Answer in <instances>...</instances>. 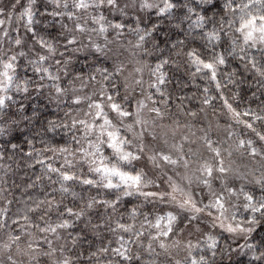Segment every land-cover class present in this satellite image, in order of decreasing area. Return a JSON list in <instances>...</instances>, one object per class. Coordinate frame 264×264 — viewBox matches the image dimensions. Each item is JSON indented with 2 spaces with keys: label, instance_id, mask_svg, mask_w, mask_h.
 I'll return each mask as SVG.
<instances>
[{
  "label": "snow or ice",
  "instance_id": "1",
  "mask_svg": "<svg viewBox=\"0 0 264 264\" xmlns=\"http://www.w3.org/2000/svg\"><path fill=\"white\" fill-rule=\"evenodd\" d=\"M139 7L153 5L140 0ZM128 8L123 0H9L0 6V40L8 46L0 54V137H8L0 161L26 144L25 162L40 165L36 181L43 193L29 195L13 212L2 187L7 181L0 180V264H223L217 256L241 264L233 256L242 252L251 256L247 264L264 261V232L248 242L264 225V0H164L157 10L175 22L176 34L159 44L150 41L154 32L147 27H126ZM14 21L23 22L24 35L20 28L11 35ZM124 31L135 42L111 47L109 36ZM85 47L94 50L86 74L74 64ZM156 49L153 66L144 56ZM181 65L194 68L193 79L209 82L201 105L215 110L214 85L225 115L250 136L217 120L223 139L213 138L209 122L197 138L200 147L185 150L196 142L193 125L164 122L173 99L170 71ZM93 82L97 86L86 91ZM229 85L231 97L224 93ZM176 99L177 111L196 116L184 110V96ZM254 99L257 108L238 110L230 102ZM21 125L23 140L12 135ZM234 153L252 164L237 163ZM225 233L245 242L238 250L221 245ZM90 235L107 244L97 245Z\"/></svg>",
  "mask_w": 264,
  "mask_h": 264
},
{
  "label": "trees",
  "instance_id": "2",
  "mask_svg": "<svg viewBox=\"0 0 264 264\" xmlns=\"http://www.w3.org/2000/svg\"><path fill=\"white\" fill-rule=\"evenodd\" d=\"M39 3V0H38ZM111 18V17H110ZM117 19H119V16H117ZM23 23V22H22ZM22 23H16L14 21L13 26L11 27V30L13 29L12 36L16 35L15 28L20 25V34L24 35V29L22 27ZM30 35V34H29ZM79 62H75V67L78 66ZM155 64V61L153 62V66ZM236 67H239L238 64L234 65ZM166 71H169V68L165 69ZM228 70V69H226ZM194 71V68H191L187 65H181L178 70H175V66H172V70L170 71V83L168 85L169 90L173 92V99L170 101V110L171 115L165 117V123H171L173 118L179 119L181 124L184 123H190L193 125L191 132L195 133V136L192 137L193 140L197 141V143L201 144L202 141L198 140L197 138L200 137V133L202 132L201 129H207L209 122L212 123V131L216 135L217 139H223L225 137V131L224 128L217 129L216 128V122L219 120V123L221 125H227L231 124L233 129L236 132L242 133L244 136H250V130H247L244 128L242 124L237 125L235 121L230 119V114L225 115L227 112L226 108L223 107V100L218 96L214 85H212L210 89V94L213 96H216L217 98L213 101V105L215 107V110L213 107L210 106H203L201 105V97L203 94L204 87L208 86L209 82L202 78L200 75H197L195 79H193L190 75L191 72ZM29 75H31V71L28 72ZM251 77H249L250 79ZM181 81L182 84H178L177 81ZM178 87H182L181 91H176ZM244 89H248V85H243ZM232 86L229 85L227 88L224 89L225 95L231 97V89ZM254 90V89H253ZM86 91H91L90 88L86 89ZM248 95L250 96L251 93L248 92ZM184 96V103L183 108L185 111L191 109L193 111H196V116H188L184 115L182 112L177 111L175 108V104L178 102L176 97ZM41 103H47L45 100H41ZM233 103V106L239 105L238 110H242L246 105H249L252 108H257V105L259 104V100H253L251 102L245 101V104H239V101H230ZM50 108H54V105H49ZM201 107H204L206 111H199ZM27 114H31L30 112V106H29V112ZM62 114V113H61ZM146 116H154V113H146ZM244 119H247V117H243ZM23 125L20 126V130H13L12 135L19 136L21 140H23V137L20 136V131L23 130ZM187 128H181L180 132L188 133ZM8 139V137H0V145L3 144L4 140ZM60 139V136H57V140ZM180 137L177 135V140H179ZM35 146L37 148L42 147V145L37 141L34 142ZM187 145V144H186ZM188 146H191L192 148L196 149L197 146L192 143ZM75 147V145H73ZM225 148L228 147V144L226 143L224 145ZM24 151L23 152H17L16 154L9 155L12 156L11 159H8L7 157L0 161V164L4 165L3 169H0V180H5L7 183L3 184L2 187L4 188L5 195L7 196V199L12 200L13 204L10 206L11 210L14 212L17 208L23 207V204L21 201L26 200L29 195L33 196H41L43 195L40 187L39 181H36V176L42 175V171L40 168V165H35L33 167H28V163L25 162L24 157L27 153V145H23ZM48 155H51V153H48ZM227 155V153H225ZM233 159L236 160L237 163L242 164H249L251 165L252 162L247 157H239L238 154L233 155ZM61 161H55V164L57 167L60 166ZM35 182V187L32 189H26L27 183ZM43 183L45 185V191L51 193V187L49 186V182L47 181V178H43ZM59 185H56L58 187ZM79 190V189H77ZM95 194V192H93ZM57 198H59V194H56ZM72 200L71 197H68L65 200V203H70ZM4 201L0 200V206H3ZM149 207H151L149 205ZM53 220L56 218L55 213H53ZM82 226V225H81ZM261 232H264V225L259 226L256 229V232L253 233V236L256 238L255 240L250 238L249 243H255L256 240L259 239V234ZM225 239L221 240V245H223L224 242H227L228 244H231L232 249H235V247L238 245L235 244V242L228 236V234H224ZM89 239H95L96 244L104 243L107 244V240H101L98 238H94L91 235L89 236ZM234 260H239L241 264H247V261L250 259V256L248 255H240L239 257L233 256ZM225 264H230V261L228 258H225Z\"/></svg>",
  "mask_w": 264,
  "mask_h": 264
},
{
  "label": "clouds",
  "instance_id": "3",
  "mask_svg": "<svg viewBox=\"0 0 264 264\" xmlns=\"http://www.w3.org/2000/svg\"><path fill=\"white\" fill-rule=\"evenodd\" d=\"M9 2V0H0V6H5L7 3ZM34 2H38V0H34ZM123 2L127 3L129 5L128 8V14L123 18L125 20L128 21V25L126 26L127 28H132L133 30L135 29V27L139 26V27H147L148 31L150 32H154V35L152 37H150V41H155L157 44H159L160 40H163L165 38V36H175L176 34V29L174 27L175 22L170 20L168 17L166 16H161L160 13L157 10V6L162 4L164 2V0H150L151 4L153 5V7L148 8H140L139 7V3L140 0H123ZM190 2L194 3V4H202L204 2V0H190ZM216 0H207V3H215ZM209 18H211V13L209 14ZM142 21V23H141ZM119 22V21H118ZM153 25L156 26V28H153ZM95 38V36H94ZM109 40L111 41V47L113 48H117L120 46H127V42L129 40H132L133 43L135 42V37L131 34V32L129 31H124L123 35L121 37H117L115 35V33H113L111 36H109ZM84 44L87 45V40L84 39ZM146 47L149 50L153 49V44L151 42L147 43ZM164 45H160V48H163ZM8 46L2 41L0 40V54H3L5 51H7ZM121 50H123V48L121 47ZM94 50L85 47L84 50L82 51V53L79 54V63L78 66L76 68H80L82 66L85 65H89L91 64V62L93 61V56L91 55V53ZM87 55V59H84V56ZM96 56L100 57V59L102 61H107L108 63H111V57H104L102 54H95ZM160 55V51L159 49H156L154 51H152V55H145L144 56V60L148 63V64H153V62L155 60V57ZM76 61H74L75 64ZM71 71V69H70ZM84 72L85 74L88 72V67H84ZM144 79H145V86H147V81L149 79V70L148 68H145V73H144ZM97 85L93 82L91 84H89V88L92 89L94 87H96ZM182 213H178V215H181ZM193 239H195V237H193ZM228 244L227 242H224L223 245ZM247 251V250H245ZM241 254H244L243 252ZM257 255L259 256V252L257 253ZM180 256L183 257L184 253L181 252ZM250 256V255H248ZM225 258L223 257L221 258L220 256H217V261L223 259V264H225ZM251 259V256H250ZM249 259V260H250ZM248 260V261H249ZM247 261V262H248ZM256 264H264V261H257Z\"/></svg>",
  "mask_w": 264,
  "mask_h": 264
},
{
  "label": "rangeland",
  "instance_id": "4",
  "mask_svg": "<svg viewBox=\"0 0 264 264\" xmlns=\"http://www.w3.org/2000/svg\"><path fill=\"white\" fill-rule=\"evenodd\" d=\"M106 15H107V13H106ZM2 18H3V17H0V19H2ZM109 18H110V17H109ZM20 23H22V22H20ZM4 27H5V28H9V26H8L7 23L4 25ZM16 28H20V25H18ZM16 28H15V29H16ZM9 31H10V33L12 34L13 29L11 30V28H10ZM16 34H17V33H16ZM202 134H203V133L201 132L200 135H202ZM211 135L213 136L214 139H217V138H216V135L214 134L213 131H211ZM194 144H195V145L197 146V148H198V147H200V145H201L202 143L199 144V143H197V141H196ZM225 144H226V143H225ZM225 144H224V145H225ZM187 147H188V145H186V149H185V150H187ZM190 147H191V146H190ZM197 148H196V149H197ZM193 149H194V148H193ZM201 151L204 152L203 149H201ZM204 154H205V155H209V154H207L206 152H204ZM180 171H183V170L180 169ZM177 179H179V178L177 177ZM216 231H220V230L217 229ZM226 234H227V233H226ZM244 242H245L244 239H238L237 241H235V244H236V245H237V244L239 245V244H243ZM238 245L235 247V249H237V250H238ZM241 255H245V254H241ZM0 259H3V257L0 256Z\"/></svg>",
  "mask_w": 264,
  "mask_h": 264
}]
</instances>
